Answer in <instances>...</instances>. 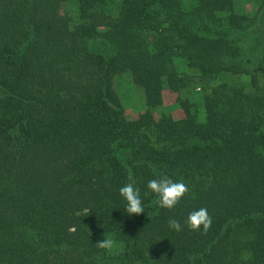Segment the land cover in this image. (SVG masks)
<instances>
[{
  "label": "trees",
  "instance_id": "obj_1",
  "mask_svg": "<svg viewBox=\"0 0 264 264\" xmlns=\"http://www.w3.org/2000/svg\"><path fill=\"white\" fill-rule=\"evenodd\" d=\"M257 5L0 0V264H264Z\"/></svg>",
  "mask_w": 264,
  "mask_h": 264
},
{
  "label": "rangeland",
  "instance_id": "obj_2",
  "mask_svg": "<svg viewBox=\"0 0 264 264\" xmlns=\"http://www.w3.org/2000/svg\"><path fill=\"white\" fill-rule=\"evenodd\" d=\"M258 0H236V8L245 13H251L257 9ZM112 85L118 94L120 101L125 109L128 118L135 117L139 112L145 109L144 94L142 89L137 87L128 73H117L113 76ZM201 91L194 89L191 91L174 92L169 89L162 91L163 102L161 110L170 113L174 118H182L185 116L184 110L180 107L179 98L188 96L192 100L197 101L195 108L202 117L203 108H201ZM110 247L114 250H120L119 243L111 242Z\"/></svg>",
  "mask_w": 264,
  "mask_h": 264
}]
</instances>
